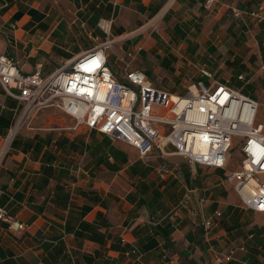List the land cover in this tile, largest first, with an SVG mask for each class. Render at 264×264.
<instances>
[{
  "label": "crops",
  "instance_id": "0c3cea01",
  "mask_svg": "<svg viewBox=\"0 0 264 264\" xmlns=\"http://www.w3.org/2000/svg\"><path fill=\"white\" fill-rule=\"evenodd\" d=\"M259 5L0 0V51L34 58L42 48L67 60L112 38L116 56L145 52L161 71H230V85L257 99L264 18L232 9ZM103 18L112 20L109 37ZM18 105L0 88V147ZM69 118L71 130L24 128L0 150V208L10 218H0V264H264V212L246 207L223 169L172 154L163 160L178 164L177 175L161 179L150 166L161 156L143 160L133 145Z\"/></svg>",
  "mask_w": 264,
  "mask_h": 264
},
{
  "label": "built area",
  "instance_id": "2783aa9c",
  "mask_svg": "<svg viewBox=\"0 0 264 264\" xmlns=\"http://www.w3.org/2000/svg\"><path fill=\"white\" fill-rule=\"evenodd\" d=\"M218 1L204 0V4L211 8ZM232 14L262 19L264 6L233 8ZM111 25V19L98 22L107 37ZM113 40L102 39L49 73L43 72L41 63L26 71L10 54L0 51V88L19 103L0 150L11 143L32 114L56 108L76 126L96 129L133 145L143 160L154 154L161 156V161L150 164L161 179L177 175L178 164L163 160L172 154L185 157L191 167L221 168L226 181L236 180L233 188L246 207L264 212V180L260 178L264 174V122L256 120L261 105L258 100L240 87L216 79L208 85L199 80L184 94H173L148 82L144 70L133 66L132 51L117 56L125 72L124 80L118 79L109 60ZM201 71L211 78L210 71ZM237 79L245 80V75L240 73ZM237 137L239 166L227 169ZM220 215L216 210L206 226ZM0 218L10 220L2 207Z\"/></svg>",
  "mask_w": 264,
  "mask_h": 264
},
{
  "label": "rangeland",
  "instance_id": "374dc122",
  "mask_svg": "<svg viewBox=\"0 0 264 264\" xmlns=\"http://www.w3.org/2000/svg\"><path fill=\"white\" fill-rule=\"evenodd\" d=\"M115 47L118 48V43L115 44ZM38 49V48H37ZM39 52H37L36 56L32 58L29 57H22L20 54L16 55L14 52L11 54L14 59L18 60L19 65L24 70H33L35 65L37 63L42 64V70L44 73L51 72L55 67H58L65 59V55H62L60 57L47 54L42 48L38 49ZM109 60L110 64L115 72V75L118 79L124 80L125 72L124 64L122 61H120L116 54L113 53V49L109 50ZM132 64L134 67L144 70L147 80L151 85H154L158 88H164L168 90L169 92L173 94H184L188 91V87H190L192 84L197 82V79L203 74L202 71H195L192 69V71H181V73H178L176 71H161L160 68H158V59L156 56L147 55L145 52H140V55L133 58ZM147 69H150L149 71L151 75L149 76L147 74ZM232 73L230 71H222L220 73V76L218 74L214 75L212 74L211 78H209V82L213 80H219L227 83L233 84L235 83L233 77L231 76ZM238 80V79H237ZM236 84V83H235ZM254 96V94H253ZM257 99L259 100V105L256 120L260 122H264V92H259L255 95ZM19 116V115H17ZM66 118L68 120H66ZM37 119V120H36ZM69 116L65 114L64 112L56 109V108H43L36 113L32 114L28 119L22 122V126L19 129H29L32 126L36 127H64L66 130H71L69 127L70 125H67V121L69 120ZM240 138L237 137L234 141L233 148L230 151V158L229 163L227 165V169H237L239 166V161L241 157V151H240ZM260 178L264 180V174L260 175ZM236 180L229 182V185L231 188L233 187Z\"/></svg>",
  "mask_w": 264,
  "mask_h": 264
},
{
  "label": "trees",
  "instance_id": "16d2710c",
  "mask_svg": "<svg viewBox=\"0 0 264 264\" xmlns=\"http://www.w3.org/2000/svg\"><path fill=\"white\" fill-rule=\"evenodd\" d=\"M147 74H148L149 76L151 75V73H150L149 71H148ZM203 77L207 78L206 75H205V76L203 75L202 78H201V79H197V81H199V80H203V81L205 82V85H206V84L208 85L209 82H208L206 79H204ZM244 90H245V92H246L247 89H244Z\"/></svg>",
  "mask_w": 264,
  "mask_h": 264
},
{
  "label": "bare ground",
  "instance_id": "6f19581e",
  "mask_svg": "<svg viewBox=\"0 0 264 264\" xmlns=\"http://www.w3.org/2000/svg\"><path fill=\"white\" fill-rule=\"evenodd\" d=\"M19 124V123H18ZM19 125H17V127H18Z\"/></svg>",
  "mask_w": 264,
  "mask_h": 264
}]
</instances>
